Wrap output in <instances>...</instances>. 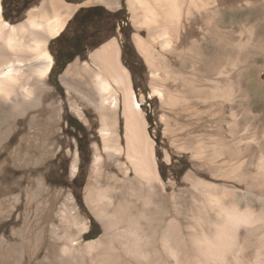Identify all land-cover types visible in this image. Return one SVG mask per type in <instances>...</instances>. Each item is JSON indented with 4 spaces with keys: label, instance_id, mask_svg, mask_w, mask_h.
Here are the masks:
<instances>
[{
    "label": "bare ground",
    "instance_id": "bare-ground-1",
    "mask_svg": "<svg viewBox=\"0 0 264 264\" xmlns=\"http://www.w3.org/2000/svg\"><path fill=\"white\" fill-rule=\"evenodd\" d=\"M96 4L111 11L120 7L119 0H87L82 4L42 0L27 11L22 22L11 24L3 17L0 0V102L10 112L23 113L35 103L36 86L43 85L54 66L50 41L60 36L80 7ZM215 4L216 0H127L134 26L147 32L145 38L136 33L134 42L152 71L153 92L162 102L174 105L175 93L161 83L178 80L187 95L189 109L198 113L202 102L209 109L201 112L221 123L224 99L231 98L234 92L231 73L223 71L218 54L210 55L204 48L195 47L184 58V51L176 47L180 32L194 17L193 9L205 18ZM206 25H210L208 19ZM195 43L193 47L197 46ZM244 44L238 41L235 48ZM119 45L116 38L106 41L90 54L88 61L76 60L61 76L68 90L98 113L108 162L98 149L92 166V185L85 196L105 233L87 241L80 248L81 255L77 246L89 225L77 226L76 238L69 233L65 236L56 264H264V207L243 204L237 188L187 176L201 205L198 203L200 206L187 215L175 200L171 207L162 203L155 142L131 74L122 63ZM175 54L183 62L179 69L168 57ZM188 59L194 69L184 74ZM74 112L84 117L79 106ZM120 114L125 119V145L119 131ZM259 118L255 116V120ZM233 119L238 120L236 114ZM259 129L247 133L249 128L244 127V133L250 134L245 146L228 148L229 160L218 165L228 163L229 176L246 184L248 193L254 187L264 190V129ZM202 154L203 147H198L196 155ZM220 155L213 151L207 162L217 164ZM246 155L248 158H244ZM246 161H250L248 169L244 166ZM107 163L113 171H107ZM72 170L77 172L78 158ZM258 201L264 204L262 196ZM191 220L192 224L186 223Z\"/></svg>",
    "mask_w": 264,
    "mask_h": 264
},
{
    "label": "rangeland",
    "instance_id": "rangeland-1",
    "mask_svg": "<svg viewBox=\"0 0 264 264\" xmlns=\"http://www.w3.org/2000/svg\"><path fill=\"white\" fill-rule=\"evenodd\" d=\"M65 1L82 4L87 0ZM119 1L120 7L114 11L101 4L80 7L69 20L64 36L50 41L54 70L41 87L36 86L33 105L23 113L10 112V108L0 102V264H56L65 245V236L69 233L76 238L77 226L89 225V230L79 240V253L87 241L99 239L105 233L85 200L86 190L92 185V166L98 149L108 162L103 151L100 118L93 107L68 90L61 76L68 65L76 60L88 61L96 48L112 38L120 44L122 63L131 74L136 97L148 121L149 134L155 142L159 172L164 174H161L162 203L171 207L175 200L176 206L187 215L198 208L202 202L186 180L187 176H194L235 187L243 204L250 202L259 209L264 207L258 201L259 197L264 198V190L254 187L248 193L246 184L229 176L228 163L218 167L229 160L228 148L243 147L249 140L250 134L244 133V127L251 129L247 133L264 129V0H216L205 18L199 17L202 14L193 9L194 17L179 34L176 47L184 51V58L190 48L201 47L210 55L218 54L222 58L223 71L231 73L234 92L231 98L224 99V121L221 123L201 112L209 109L202 102H199L198 113L189 109L187 95L178 80L161 83L175 93L174 105L162 102L153 92L152 71L134 42L136 33L145 38L147 32L138 31L134 26L127 0ZM41 2L33 0L27 6V0H1L3 17L17 24L26 18L30 8ZM96 6L104 10L96 26L87 28L82 36L83 55L76 56L64 69L57 68L55 54H60L62 64L70 49L66 41L82 32L72 19L77 13ZM214 10L218 13H213ZM207 19L211 26L206 25ZM238 41L245 43L243 47L235 48ZM194 43L197 46L193 47ZM168 57L174 68L182 66L177 54ZM233 62L237 64L233 66ZM193 69L188 59L184 74ZM78 106L84 111L83 118L74 112ZM233 114L238 120L233 119ZM119 116V131L125 145V119L122 114ZM255 116H259V120H255ZM71 119L76 121L73 126L69 125ZM83 131L89 144L88 160L84 162L77 140ZM198 147H203L202 156L196 155ZM213 151L219 155L222 152L217 164L207 162ZM76 158L78 170L74 174L72 165ZM249 162L246 161L245 169ZM106 169L113 171L109 163ZM186 223L192 224L193 220Z\"/></svg>",
    "mask_w": 264,
    "mask_h": 264
},
{
    "label": "trees",
    "instance_id": "trees-1",
    "mask_svg": "<svg viewBox=\"0 0 264 264\" xmlns=\"http://www.w3.org/2000/svg\"><path fill=\"white\" fill-rule=\"evenodd\" d=\"M33 2V0H27V6L30 5ZM103 8L102 7H92V8H88L86 10L81 11L80 13H77L74 18L72 19V21L76 22L81 28H82V32L77 36V35H73V37L71 38V40H67L66 41V45H68V48H70L69 50L66 51L67 57L65 59V61L60 64V54L57 53L55 54V59L57 62V68L59 67L60 69H64V67L71 62L72 60H74V58L76 56L79 55H83L84 53V44H83V39L82 36L83 34L86 32V30H88L89 28H93V26H96V20L100 19L102 17V13H103ZM105 12V11H104ZM79 19V20H77ZM92 26V27H91ZM88 28V29H87ZM65 31V30H64ZM64 31L60 34L59 39H61L64 36ZM54 68L51 70V72H53ZM74 122H76L75 120L72 121V119L69 121V125L73 126ZM152 124V121H151ZM82 130L79 128V131ZM78 140V145H79V151H80V155H81V160L82 162L88 160L87 158V150H88V146L89 144L87 143V139H86V135L84 134V131L82 133L81 136L77 137ZM162 176H164L163 173H161ZM79 176H77L74 180V182H77Z\"/></svg>",
    "mask_w": 264,
    "mask_h": 264
},
{
    "label": "snow or ice",
    "instance_id": "snow-or-ice-1",
    "mask_svg": "<svg viewBox=\"0 0 264 264\" xmlns=\"http://www.w3.org/2000/svg\"><path fill=\"white\" fill-rule=\"evenodd\" d=\"M139 107V105H137Z\"/></svg>",
    "mask_w": 264,
    "mask_h": 264
}]
</instances>
